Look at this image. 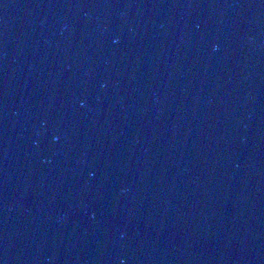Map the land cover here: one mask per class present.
Returning <instances> with one entry per match:
<instances>
[{"label":"water","instance_id":"water-1","mask_svg":"<svg viewBox=\"0 0 264 264\" xmlns=\"http://www.w3.org/2000/svg\"><path fill=\"white\" fill-rule=\"evenodd\" d=\"M0 264H264V0H0Z\"/></svg>","mask_w":264,"mask_h":264}]
</instances>
